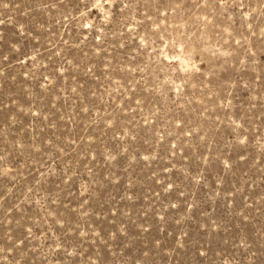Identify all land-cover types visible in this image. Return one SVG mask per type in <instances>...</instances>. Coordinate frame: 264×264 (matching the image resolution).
<instances>
[{"label":"rangeland","instance_id":"1","mask_svg":"<svg viewBox=\"0 0 264 264\" xmlns=\"http://www.w3.org/2000/svg\"><path fill=\"white\" fill-rule=\"evenodd\" d=\"M0 264H264V0H0Z\"/></svg>","mask_w":264,"mask_h":264}]
</instances>
